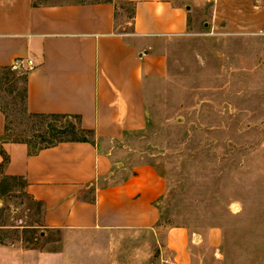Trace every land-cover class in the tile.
Segmentation results:
<instances>
[{
	"label": "rangeland",
	"instance_id": "rangeland-1",
	"mask_svg": "<svg viewBox=\"0 0 264 264\" xmlns=\"http://www.w3.org/2000/svg\"><path fill=\"white\" fill-rule=\"evenodd\" d=\"M110 1L117 30L128 33L132 5ZM20 2L0 0V30L20 15ZM191 7L186 33L166 44V72L151 85L145 129L120 145L124 158L151 164L164 181L158 227L43 230L23 181L0 172V244L64 251L68 264H170L167 232L181 227L196 264H264V0H197ZM25 74L0 69L2 140L33 152L88 138L75 119L28 113Z\"/></svg>",
	"mask_w": 264,
	"mask_h": 264
},
{
	"label": "crops",
	"instance_id": "crops-1",
	"mask_svg": "<svg viewBox=\"0 0 264 264\" xmlns=\"http://www.w3.org/2000/svg\"><path fill=\"white\" fill-rule=\"evenodd\" d=\"M131 29L116 28L114 1L33 3L0 30V69L23 68L28 113L75 119L88 138L30 152L5 142L0 109V172L20 178L51 231L146 232L160 221L164 181L120 145L142 132L153 82L166 72V44L186 33L197 0H124ZM28 61L32 63L30 66ZM185 228L167 232L170 264H196ZM0 264H68L64 251L0 244Z\"/></svg>",
	"mask_w": 264,
	"mask_h": 264
},
{
	"label": "trees",
	"instance_id": "trees-1",
	"mask_svg": "<svg viewBox=\"0 0 264 264\" xmlns=\"http://www.w3.org/2000/svg\"><path fill=\"white\" fill-rule=\"evenodd\" d=\"M38 116H41V115H38ZM49 117H55V118H67V117H63V116H49ZM78 122V121H77ZM79 123V122H78ZM81 128V127H80ZM81 130H82V132H84L85 134H87L88 132H86L85 130H83L82 128H81ZM86 138H83V139H76V140H73V141H77V140H80V141H82V140H85ZM62 141H70V140H60V141H56L55 143H53V144H56V143H59V142H62ZM53 144H50V145H53ZM50 145H48V146H50ZM46 147V146H45Z\"/></svg>",
	"mask_w": 264,
	"mask_h": 264
},
{
	"label": "built area",
	"instance_id": "built-area-1",
	"mask_svg": "<svg viewBox=\"0 0 264 264\" xmlns=\"http://www.w3.org/2000/svg\"><path fill=\"white\" fill-rule=\"evenodd\" d=\"M28 64L31 66L32 65V63L30 62V61H28Z\"/></svg>",
	"mask_w": 264,
	"mask_h": 264
}]
</instances>
